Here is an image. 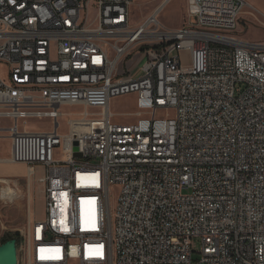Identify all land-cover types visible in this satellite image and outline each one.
Segmentation results:
<instances>
[{
	"label": "built area",
	"instance_id": "built-area-1",
	"mask_svg": "<svg viewBox=\"0 0 264 264\" xmlns=\"http://www.w3.org/2000/svg\"><path fill=\"white\" fill-rule=\"evenodd\" d=\"M168 1L134 26V0H0V137L43 170L30 263L264 264V41L236 35L244 0H189L178 29ZM131 93L134 118L114 121ZM64 105L85 107L66 134Z\"/></svg>",
	"mask_w": 264,
	"mask_h": 264
},
{
	"label": "rangeland",
	"instance_id": "rangeland-1",
	"mask_svg": "<svg viewBox=\"0 0 264 264\" xmlns=\"http://www.w3.org/2000/svg\"><path fill=\"white\" fill-rule=\"evenodd\" d=\"M164 0H134L131 9V21L134 26L143 23L147 17L153 14L163 4ZM245 6L242 11L241 21L236 35L247 41H264V0H244ZM189 0H169L158 13V19L171 29H178L189 23L187 6ZM186 58V52H183ZM136 59H139L136 57ZM135 60H128L125 68L132 69L133 76L141 75V66L144 61L134 63ZM121 68V67H120ZM5 75L4 67L1 68ZM137 95L135 93L114 97L111 100L110 110L115 114L114 121H129L134 118L130 115L138 111L136 105ZM99 109V108H96ZM90 107L89 111H95ZM85 110L83 105H64L61 111L64 113L60 118L59 132L66 134L69 132V119L79 117ZM164 113V112H163ZM172 113V112H171ZM28 123L22 125V129L29 131H50L54 129V124L49 118H28ZM12 122L3 120V126L8 127ZM11 156V140L9 133L1 132L0 137V168L4 174H0V242L4 236L11 233H19L23 237V244L17 247L16 264H31L29 258V246L27 244V232L29 219H42L45 217V202L43 200V185L38 177L43 174L39 169L38 177H30L26 164L6 162ZM20 166V167H18ZM8 185L16 189L18 196L13 202H9L3 197V189L7 193L11 191ZM7 187V188H6ZM115 192L116 188L110 190V212L112 220H115ZM31 197L30 210L29 198ZM5 199V200H4ZM201 247L200 242L195 244V250ZM71 264H79L72 261Z\"/></svg>",
	"mask_w": 264,
	"mask_h": 264
},
{
	"label": "water",
	"instance_id": "water-1",
	"mask_svg": "<svg viewBox=\"0 0 264 264\" xmlns=\"http://www.w3.org/2000/svg\"><path fill=\"white\" fill-rule=\"evenodd\" d=\"M16 258L17 246L14 239L0 244V264H16Z\"/></svg>",
	"mask_w": 264,
	"mask_h": 264
},
{
	"label": "trees",
	"instance_id": "trees-1",
	"mask_svg": "<svg viewBox=\"0 0 264 264\" xmlns=\"http://www.w3.org/2000/svg\"><path fill=\"white\" fill-rule=\"evenodd\" d=\"M15 240L16 241V246L19 247L23 244V237H21V235L19 233H11V234H7L6 236H4V238H2L1 243L0 244H4L10 240Z\"/></svg>",
	"mask_w": 264,
	"mask_h": 264
},
{
	"label": "bare ground",
	"instance_id": "bare-ground-1",
	"mask_svg": "<svg viewBox=\"0 0 264 264\" xmlns=\"http://www.w3.org/2000/svg\"><path fill=\"white\" fill-rule=\"evenodd\" d=\"M1 162H4L3 160H0ZM6 162H8V161H6ZM20 164H23V163H20ZM1 181H3V182H6V180H4V178L3 179H0ZM7 188V187H6ZM8 188L10 189V191H11V193L10 194H8L7 193V191H6V189L4 188L3 189V197L6 199V200H8L9 202H13L14 201V199L18 196V194H17V191H16V189L15 188H13L12 186H10V185H8ZM19 197V196H18ZM4 199V200H5ZM32 264V263H31Z\"/></svg>",
	"mask_w": 264,
	"mask_h": 264
},
{
	"label": "crops",
	"instance_id": "crops-1",
	"mask_svg": "<svg viewBox=\"0 0 264 264\" xmlns=\"http://www.w3.org/2000/svg\"><path fill=\"white\" fill-rule=\"evenodd\" d=\"M9 161V160H7ZM1 162V161H0ZM10 162V161H9ZM20 167V166H18ZM0 174H4V171L0 168ZM30 203H31V197L29 198V203H28V206H29V210H30ZM1 243V242H0Z\"/></svg>",
	"mask_w": 264,
	"mask_h": 264
}]
</instances>
